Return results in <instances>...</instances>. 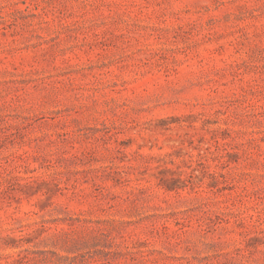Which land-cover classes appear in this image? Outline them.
<instances>
[{"label":"rangeland","instance_id":"374dc122","mask_svg":"<svg viewBox=\"0 0 264 264\" xmlns=\"http://www.w3.org/2000/svg\"><path fill=\"white\" fill-rule=\"evenodd\" d=\"M0 264H264V0H0Z\"/></svg>","mask_w":264,"mask_h":264}]
</instances>
